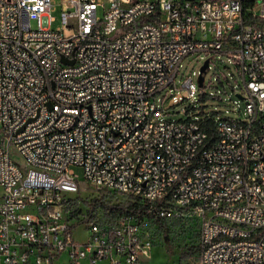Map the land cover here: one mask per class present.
<instances>
[{"label": "built area", "instance_id": "2783aa9c", "mask_svg": "<svg viewBox=\"0 0 264 264\" xmlns=\"http://www.w3.org/2000/svg\"><path fill=\"white\" fill-rule=\"evenodd\" d=\"M68 3L54 29V0H0V264H143L177 216L197 219L198 264H264V0ZM200 55L236 65L243 119L164 117L157 96ZM120 195L138 211L113 212Z\"/></svg>", "mask_w": 264, "mask_h": 264}, {"label": "rangeland", "instance_id": "374dc122", "mask_svg": "<svg viewBox=\"0 0 264 264\" xmlns=\"http://www.w3.org/2000/svg\"><path fill=\"white\" fill-rule=\"evenodd\" d=\"M55 10L52 16L55 17V22L52 24L54 29L61 27V13L62 11L72 10V6L68 0H54ZM101 15L102 12L100 11ZM32 26L36 27V22H32ZM66 36L74 34L73 28L64 27ZM205 55L186 57L182 61L180 72L176 78L178 89L164 91L157 96V104L159 108L168 110L164 115L165 118L180 119L185 115L182 113L184 109H192L193 107L202 109L209 113L214 119L218 120L223 116L234 119H243L245 103L244 100L237 96V93L242 90L243 81L235 64L230 59L224 56H216V59L221 61L217 67H212L206 73L205 82L200 90L202 95L197 96L192 100H179L175 102L173 95L178 98H185L187 90L182 89L181 86L184 79L190 75L193 76L194 81L198 84L201 67L204 64ZM216 70L219 75L216 74ZM231 83L232 87L229 86ZM200 86V85H199ZM241 109V110H240ZM7 145V143H6ZM10 153L14 160L19 164H23V159L16 147L10 146ZM78 174L81 190V196H87L92 190V184L86 182L84 174L78 167L75 168ZM3 190L0 188V195ZM111 202L117 204L124 203L131 200L128 196H112ZM72 208V217L78 218L79 212ZM197 219L187 216H177L175 218L159 221L152 226L150 235L153 240V249L149 257L143 258V264H198V254L180 260L172 253L184 247L196 245L199 237ZM87 231L83 226L74 230V237L77 241L83 242L87 239Z\"/></svg>", "mask_w": 264, "mask_h": 264}, {"label": "trees", "instance_id": "16d2710c", "mask_svg": "<svg viewBox=\"0 0 264 264\" xmlns=\"http://www.w3.org/2000/svg\"><path fill=\"white\" fill-rule=\"evenodd\" d=\"M204 126L212 135L214 134V125L212 120L204 121ZM139 209L138 204L135 201L128 200L124 203L118 204L114 207L113 212H123V213H136ZM76 210V209H74ZM198 254L199 258V245L198 242L196 245L184 247L178 251L173 252L174 256H177L181 261L193 256L194 254Z\"/></svg>", "mask_w": 264, "mask_h": 264}, {"label": "water", "instance_id": "95a60500", "mask_svg": "<svg viewBox=\"0 0 264 264\" xmlns=\"http://www.w3.org/2000/svg\"><path fill=\"white\" fill-rule=\"evenodd\" d=\"M207 67H208V60H206L203 64V66L201 67V74L199 75V79H198V82H199V85L200 86H203V83H204V74L207 70ZM239 98H243L241 95H238Z\"/></svg>", "mask_w": 264, "mask_h": 264}]
</instances>
